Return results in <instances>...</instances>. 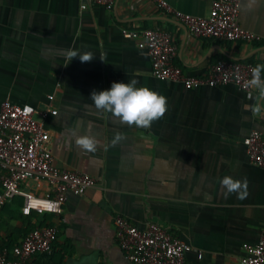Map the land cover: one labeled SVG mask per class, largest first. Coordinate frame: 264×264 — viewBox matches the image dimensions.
Instances as JSON below:
<instances>
[{
    "label": "crops",
    "instance_id": "1",
    "mask_svg": "<svg viewBox=\"0 0 264 264\" xmlns=\"http://www.w3.org/2000/svg\"><path fill=\"white\" fill-rule=\"evenodd\" d=\"M165 1L171 11L155 0H113L107 7L90 0H0V108L8 100L57 109L37 117L51 132L56 166L97 180L83 194L68 192L61 215L33 213L36 227L51 225L58 233L51 251L27 264H132L119 247V215L140 229L159 224L186 242L187 264H240L245 248L259 243L264 169L250 162L244 145L251 132H264V118L251 110L257 90L156 79L143 32H168L174 63L188 75L207 74L220 61L256 66L264 63V0L240 4L241 26L259 36L250 43L196 38L174 13L208 18L214 0ZM68 49L95 59L70 62ZM131 79L167 97V113L150 128L122 124L91 99L94 90ZM117 132L125 139L112 146ZM85 134L100 141L96 152L77 145ZM225 176L247 179L245 198L226 194ZM24 187L53 195L46 182Z\"/></svg>",
    "mask_w": 264,
    "mask_h": 264
},
{
    "label": "built area",
    "instance_id": "2",
    "mask_svg": "<svg viewBox=\"0 0 264 264\" xmlns=\"http://www.w3.org/2000/svg\"><path fill=\"white\" fill-rule=\"evenodd\" d=\"M85 1V0H80ZM101 6H110L113 0H90ZM171 11L165 0H155ZM242 0H214L210 17H198L175 11L189 32L196 38L219 39L228 42L250 43L259 39L254 32L239 22ZM130 37L131 34H125ZM143 40L151 62L152 75L161 81L181 83L186 88L218 87L234 84L243 91H251L246 82L252 78L255 66L236 61H220L207 74H185L174 63L176 46L168 32L146 29ZM52 98V96H50ZM58 114L57 109H43L4 101L0 108V213L15 197H22L21 208L25 216L33 213L61 215L68 200V192L83 194L95 187L97 180L85 173L61 170L55 164L51 132L37 117L47 118ZM252 164L264 169V132L253 131L244 140ZM46 182L53 195H36L27 191L24 183ZM119 247L132 264H187L189 245L163 226L150 223L144 229L133 225L127 218L115 219ZM56 227L33 229L16 246L11 259L0 252V264H27L38 254H48L57 236ZM240 264H264V226L259 243L245 248ZM201 257V256H200Z\"/></svg>",
    "mask_w": 264,
    "mask_h": 264
},
{
    "label": "clouds",
    "instance_id": "3",
    "mask_svg": "<svg viewBox=\"0 0 264 264\" xmlns=\"http://www.w3.org/2000/svg\"><path fill=\"white\" fill-rule=\"evenodd\" d=\"M255 0H251L248 7ZM84 62H91L95 59L92 52L81 53L75 49H68L65 52V58L72 61L74 58ZM100 59L105 61L103 56ZM252 78L246 82V87L257 90L255 103L252 105V113L254 116L264 118V63L257 64L251 70ZM139 81L131 79L125 82H113L109 90L93 91L91 99L95 108L107 113H111L113 117L118 119L122 124L136 126L138 128H150L153 122L162 119L168 111L167 97L159 92L152 90L147 86L137 87ZM249 98L252 99L251 93ZM75 135V131H73ZM125 139L124 133L117 132L112 141V146L120 143ZM76 143L86 152H96L100 141L92 135L85 134L77 136ZM221 186L226 189V194L236 193L238 198H245L247 195L248 181L247 179H234L232 176H225L220 181Z\"/></svg>",
    "mask_w": 264,
    "mask_h": 264
},
{
    "label": "trees",
    "instance_id": "4",
    "mask_svg": "<svg viewBox=\"0 0 264 264\" xmlns=\"http://www.w3.org/2000/svg\"><path fill=\"white\" fill-rule=\"evenodd\" d=\"M22 206V199L17 197L7 203L1 211L0 252H6L9 258H12L14 248L36 227L33 224L36 215L25 216L21 211Z\"/></svg>",
    "mask_w": 264,
    "mask_h": 264
}]
</instances>
